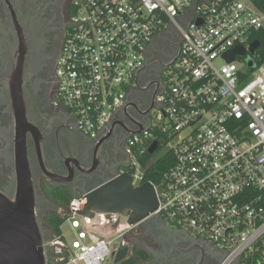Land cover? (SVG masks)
<instances>
[{
  "label": "built area",
  "instance_id": "obj_1",
  "mask_svg": "<svg viewBox=\"0 0 264 264\" xmlns=\"http://www.w3.org/2000/svg\"><path fill=\"white\" fill-rule=\"evenodd\" d=\"M174 35L180 50L153 111L158 123L152 116L149 129L130 135L126 173L141 186L150 163L139 157L157 143L152 160L169 154L173 166L150 182L155 215L223 254L219 264H264V0H72L53 106L82 134L106 137L151 46ZM235 49L245 52L229 63L225 56ZM86 203V195L71 201L65 222L73 238L54 240L65 249L55 260L115 264L135 227L102 238L88 228L94 218L79 215Z\"/></svg>",
  "mask_w": 264,
  "mask_h": 264
},
{
  "label": "flooded vegetation",
  "instance_id": "obj_2",
  "mask_svg": "<svg viewBox=\"0 0 264 264\" xmlns=\"http://www.w3.org/2000/svg\"><path fill=\"white\" fill-rule=\"evenodd\" d=\"M71 14L72 0H0V188H6L12 178L11 89L19 85L20 96L30 107L33 124L44 140L42 147L39 139L29 134V156L43 227L48 214L63 209L49 193L66 191L77 197L131 169L127 168L132 163L128 139L151 122L158 97L165 89L167 71L180 50L177 35L170 41H155L136 78V90L116 113L111 132L94 140L77 130L70 114L53 106L56 62ZM129 236L132 245L149 254L150 260L142 264L222 261L221 254L210 245L157 221L135 228ZM49 248L52 250V246Z\"/></svg>",
  "mask_w": 264,
  "mask_h": 264
},
{
  "label": "water",
  "instance_id": "obj_3",
  "mask_svg": "<svg viewBox=\"0 0 264 264\" xmlns=\"http://www.w3.org/2000/svg\"><path fill=\"white\" fill-rule=\"evenodd\" d=\"M259 48L255 42L250 49L254 54ZM243 49L229 52L225 58L233 62L237 53L244 54ZM15 82L13 83V85ZM19 85L12 87L11 110L14 115L12 138L9 147L12 178L6 188H0V264H49V246L47 230L43 227L38 214V192L33 168L29 156V134L39 139L44 147V140L32 121L30 107L20 96ZM149 127H141L134 133L144 132ZM158 144L149 149L153 154ZM130 165L127 167L129 168ZM87 203L79 215L95 218L97 215L106 221H115L118 216L126 217L129 226L139 227L157 221L165 226L163 220L155 215L159 200L152 183L139 187L133 183L128 173L84 191ZM222 260L224 255L221 254Z\"/></svg>",
  "mask_w": 264,
  "mask_h": 264
},
{
  "label": "trees",
  "instance_id": "obj_4",
  "mask_svg": "<svg viewBox=\"0 0 264 264\" xmlns=\"http://www.w3.org/2000/svg\"><path fill=\"white\" fill-rule=\"evenodd\" d=\"M260 7L261 5L258 4ZM262 48L261 53H264V36L260 37ZM153 155H150L146 153L144 156L139 157V162L141 165L145 166L149 164L148 167L143 169L144 172V179L141 184L152 182L154 184H157L161 181L162 174L164 172H167L172 166H173V158L171 155H167L166 157L162 159H158L153 161ZM50 198L60 206L64 210H68L71 201L74 199V196L72 194H67V192L63 191H53L49 193ZM68 214L60 215L58 213H50L47 215V217L44 220V227L46 230L50 232L49 237L47 239L57 240L59 238L63 239V232H62V226L65 223V220L67 219ZM134 231V230H132ZM131 231V232H132ZM129 232L126 236V240L128 239ZM56 256L52 257L54 260ZM61 258V257H60ZM59 258V259H60ZM150 260L149 254L143 250L139 249L136 245H125L120 248L118 251L116 258H115V264H142L143 262H147ZM54 264H66V261H56L51 262Z\"/></svg>",
  "mask_w": 264,
  "mask_h": 264
},
{
  "label": "rangeland",
  "instance_id": "obj_5",
  "mask_svg": "<svg viewBox=\"0 0 264 264\" xmlns=\"http://www.w3.org/2000/svg\"><path fill=\"white\" fill-rule=\"evenodd\" d=\"M243 63L246 64L248 63V60L243 59ZM221 61H218L217 64H221ZM153 121L155 124L158 123V118L157 115L153 114ZM56 213L60 214V215H65L66 213H68V210H63V209H57L55 210ZM45 228V227H44ZM89 230L94 232L95 234L99 235L102 238H109V239H113L115 237H117L118 235H120L121 233H124L128 230L129 226H128V220L125 217H118L115 221H104L102 219H100L99 217H96L93 219V223L91 225L88 226ZM62 232L63 235L66 237V239L68 241L72 240L73 235L71 232V228L70 225L68 223H64V225L62 226ZM46 237L48 236V233H46ZM52 238L47 239V242H56V241H51ZM52 245V250H49V259H50V263L49 264H54L51 262H55V258L54 260L52 259V257L57 256V254L64 249V247L60 244H54ZM60 243V241H59ZM134 243L133 238L130 240V236L127 239V245L130 244L132 245ZM50 246V245H48ZM108 264H112V262L110 261Z\"/></svg>",
  "mask_w": 264,
  "mask_h": 264
}]
</instances>
